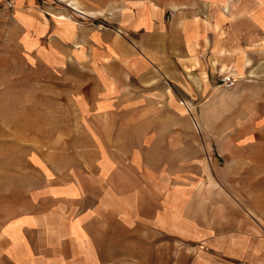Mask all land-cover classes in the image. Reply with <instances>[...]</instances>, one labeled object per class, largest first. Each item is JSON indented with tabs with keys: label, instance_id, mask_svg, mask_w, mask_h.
Returning <instances> with one entry per match:
<instances>
[{
	"label": "crops",
	"instance_id": "0c3cea01",
	"mask_svg": "<svg viewBox=\"0 0 264 264\" xmlns=\"http://www.w3.org/2000/svg\"><path fill=\"white\" fill-rule=\"evenodd\" d=\"M45 4L13 0L20 45L63 69L58 78L85 98L76 108L112 127L109 140L124 148L27 151L35 181L20 204L0 203V264L263 262L258 225L204 172L193 176L172 133L177 119L162 115L178 109V87L209 94L231 68L234 92H249L254 129L264 128V0L131 1L116 19L125 36L54 18ZM86 152L98 160H49Z\"/></svg>",
	"mask_w": 264,
	"mask_h": 264
},
{
	"label": "rangeland",
	"instance_id": "374dc122",
	"mask_svg": "<svg viewBox=\"0 0 264 264\" xmlns=\"http://www.w3.org/2000/svg\"><path fill=\"white\" fill-rule=\"evenodd\" d=\"M46 1L54 18L72 20L82 26L112 28L124 36L122 25L116 19L129 2H163L173 8L182 3V0ZM12 2L0 0V203L8 210L24 201L26 186L35 181L31 174H25L27 151L49 150L59 155L91 147L99 152L105 148H124V143L118 145L109 140L108 130L112 127L90 124L91 113L76 108L85 98L79 93L80 88L58 78L64 75L63 69L26 55L25 47L19 43L20 31L9 10ZM69 2H75L83 11L95 13L94 16L82 15ZM225 74L233 77L232 88H226L221 82ZM216 75L220 86L209 94L199 90L185 94L178 87L175 97L178 109L162 116L177 119L172 133L183 139L176 145L180 148L179 154L184 153L186 159L192 161L193 176L200 177L204 172L211 186L225 190L226 197L241 206L246 219L258 225L262 239L264 128L254 129L252 125L249 92L245 95L234 92L233 70L223 69ZM258 79L255 84L260 83ZM251 131L258 134L257 140L250 137ZM88 153L82 158H73L70 153V157L51 156L49 160L55 165L72 164L77 159L85 165L98 160ZM259 263L264 264V261L259 260Z\"/></svg>",
	"mask_w": 264,
	"mask_h": 264
},
{
	"label": "built area",
	"instance_id": "2783aa9c",
	"mask_svg": "<svg viewBox=\"0 0 264 264\" xmlns=\"http://www.w3.org/2000/svg\"><path fill=\"white\" fill-rule=\"evenodd\" d=\"M221 82L226 88H232L234 86V79L230 75H223L221 77Z\"/></svg>",
	"mask_w": 264,
	"mask_h": 264
},
{
	"label": "bare ground",
	"instance_id": "6f19581e",
	"mask_svg": "<svg viewBox=\"0 0 264 264\" xmlns=\"http://www.w3.org/2000/svg\"><path fill=\"white\" fill-rule=\"evenodd\" d=\"M69 4L72 6L73 9L77 10L79 13H81L84 16H94V14H95L93 12H86V11L79 9V7L76 5L75 2H73V3L69 2Z\"/></svg>",
	"mask_w": 264,
	"mask_h": 264
}]
</instances>
